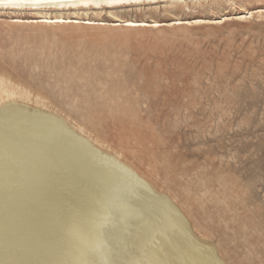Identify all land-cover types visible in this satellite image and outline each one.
I'll list each match as a JSON object with an SVG mask.
<instances>
[{
  "label": "rangeland",
  "instance_id": "obj_1",
  "mask_svg": "<svg viewBox=\"0 0 264 264\" xmlns=\"http://www.w3.org/2000/svg\"><path fill=\"white\" fill-rule=\"evenodd\" d=\"M30 10L0 9V76L16 98L128 165L222 264H264V0L79 10L102 24L33 23Z\"/></svg>",
  "mask_w": 264,
  "mask_h": 264
},
{
  "label": "bare ground",
  "instance_id": "obj_2",
  "mask_svg": "<svg viewBox=\"0 0 264 264\" xmlns=\"http://www.w3.org/2000/svg\"><path fill=\"white\" fill-rule=\"evenodd\" d=\"M141 1L59 0L62 7L32 8L26 20L102 24L82 19L79 10ZM7 8L30 7L0 0V9ZM115 20L126 27L161 24ZM16 94L0 76V222L7 247L0 264H222L145 179L59 115L21 103ZM25 209L40 218H20ZM21 231L29 243L17 238ZM15 249L30 254L17 257Z\"/></svg>",
  "mask_w": 264,
  "mask_h": 264
},
{
  "label": "snow or ice",
  "instance_id": "obj_3",
  "mask_svg": "<svg viewBox=\"0 0 264 264\" xmlns=\"http://www.w3.org/2000/svg\"><path fill=\"white\" fill-rule=\"evenodd\" d=\"M90 3L91 0H88ZM115 2H122V0H115ZM14 3L18 7H30V8H41L45 5L50 6H63L59 4V0H14Z\"/></svg>",
  "mask_w": 264,
  "mask_h": 264
}]
</instances>
